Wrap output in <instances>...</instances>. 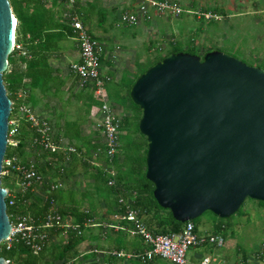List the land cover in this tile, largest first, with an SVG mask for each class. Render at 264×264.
I'll use <instances>...</instances> for the list:
<instances>
[{
	"label": "trees",
	"instance_id": "1",
	"mask_svg": "<svg viewBox=\"0 0 264 264\" xmlns=\"http://www.w3.org/2000/svg\"><path fill=\"white\" fill-rule=\"evenodd\" d=\"M9 2L17 19L15 42L19 44V47H14L8 54V66L3 71L2 77L7 95L12 101L9 119L17 116L18 123L17 132L11 136L8 135V138L16 141V144L7 143L4 159L14 157L15 163L27 166L30 161L27 149L30 148L36 154L33 161L42 180H33L30 185L23 187L21 171L8 168L3 161L2 171L8 170L1 175V185L7 189L6 211L11 223H14L18 217H26L38 224L44 220L49 209L55 207L64 219L65 216H70L71 223L76 224L78 229L53 227L48 231L42 249L37 253L24 239L14 237L0 243V256L5 257L10 264H55L56 261L61 262L60 264H71L73 259L80 255L77 247L85 240L86 224L93 222H100L98 229H102L100 227L106 225L105 227L108 228L107 237L113 243L111 248L125 252L141 251L146 248L144 243V246L134 249L131 247L130 241L126 239L129 229L133 227L130 221L123 218L127 209L134 210L140 221L153 233L166 234L181 231L187 221L176 220L169 209L158 204L153 195L154 185L146 177L147 141L138 127L141 109L130 98L129 90L142 72L168 53L182 51L199 55L202 58L206 52L220 50V48L208 47L203 54H199L193 44L192 37H189V45L186 48L179 42L171 41V47L164 54L157 53L153 59L142 62L137 59L135 71L123 72L118 81L110 82L107 80L105 87L108 100L114 107L119 108L120 106L121 109L127 111L125 114L121 113L118 121L119 130L124 129L123 137L125 139L121 142V134L119 133L117 150L112 156H108L98 135H84L81 128L83 119L89 113L91 106H99L101 101L93 96L88 87L79 88L73 92L71 88L76 84L73 73L68 78H62L57 69L50 64V58L57 50L61 49V41L74 36L69 17V21L54 18L55 12L51 8L55 5H50V7L46 5L48 1L45 0H9ZM51 3L55 4V0H51ZM72 6L71 11L73 12L79 7V0H76ZM27 7H30L29 11H27ZM212 11L218 12L215 11V8ZM81 20L85 25V19L81 17ZM87 30L92 37L97 39L88 27ZM102 56L103 54L101 55V62ZM108 76L112 79L110 75ZM69 79L71 83L66 101L69 97L74 96L85 101L87 105L85 104L83 113L76 115L73 120L66 119L63 124L56 123L55 140L66 139L69 144L75 147V151L67 154L62 149L57 151L43 150L34 142L35 137H37L35 129L24 114L19 115V104H27L33 109V105L36 103L34 95L36 90L41 96L52 94L60 97L61 92L67 88ZM20 92L24 93L23 98L19 97ZM26 92L27 94H25ZM92 155H96L97 161L93 159ZM77 160L92 169L89 174L94 180V195L99 198L98 203L102 202L104 206V213L98 218L100 221L95 219L97 212L91 193L87 195L83 193L82 196L78 197L77 191L74 189L53 188L52 185L56 183L55 178H47L49 175L60 176L67 171L70 172ZM67 163L69 168L65 166ZM122 167L127 169L126 173L132 175L129 181L124 180L126 174L121 170ZM110 169L115 170L114 175ZM12 174L19 175L21 179L20 189L17 191L12 190L15 183L11 177ZM110 179L114 180L113 183H109ZM41 187L46 193L45 197H38L37 192ZM120 196L128 198V202L124 203L119 198ZM83 197L87 199V210L82 209ZM256 202L260 206H264V201L256 199ZM241 206L242 204L236 212L240 210ZM211 213L217 220L216 233L214 234H220L225 239L222 233L225 232V228L234 213L226 218ZM115 214H118L120 218H106L108 215L114 216ZM104 216L105 223L102 220ZM189 221L194 223L196 230L194 220ZM113 225H119V228L115 229ZM62 231L65 232V239L59 234ZM55 233L61 236L60 240L56 242L53 241ZM203 244L217 246L210 242ZM86 254V256H93L96 255V252L92 248ZM106 254L109 258L118 257L110 252ZM121 258L130 259L138 264H153L155 260L160 259L155 257L142 261L137 258Z\"/></svg>",
	"mask_w": 264,
	"mask_h": 264
},
{
	"label": "water",
	"instance_id": "2",
	"mask_svg": "<svg viewBox=\"0 0 264 264\" xmlns=\"http://www.w3.org/2000/svg\"><path fill=\"white\" fill-rule=\"evenodd\" d=\"M16 17L0 0V243L11 222L1 185L12 101L3 83ZM147 141L146 177L158 204L185 222L209 210L221 218L246 198L264 201V68L223 50L201 58L171 52L131 85ZM0 264H10L0 256Z\"/></svg>",
	"mask_w": 264,
	"mask_h": 264
},
{
	"label": "rangeland",
	"instance_id": "3",
	"mask_svg": "<svg viewBox=\"0 0 264 264\" xmlns=\"http://www.w3.org/2000/svg\"><path fill=\"white\" fill-rule=\"evenodd\" d=\"M168 1L178 4L185 10L179 15H172L168 13H157L152 9L147 19L139 20L136 24H126L120 21L119 16L125 10L132 8L131 6L134 0H79V7L73 12L80 18L85 19V25L96 37L106 27L105 31L107 33L105 35L110 36L109 40L113 48L115 47V50H119L114 52L116 53L115 71L111 70L109 65L104 62L103 72L106 75L108 73L112 77L111 79L107 75L110 82L118 81L123 72L128 71L131 73L135 71L137 59L142 62L153 59L157 53L164 54L171 47V41L179 42L186 48L189 45V37L193 38V44L199 54H203L208 47H218L220 50L241 58L249 64H260L264 67V37H262L264 35V18L261 17L263 13L259 14L252 11L257 5L263 8L264 0H256L258 1L256 6H252L253 3H257L255 0ZM46 5H55L53 6L54 8H51L55 12L54 18H60L62 21H69L68 16L70 13H73L71 11V7L73 6L64 0H55V4H52L51 0H48ZM214 8L218 12H213L212 10ZM246 8L251 9L252 13L247 12ZM29 9L30 7H27V11ZM201 12L211 13L213 15L218 14L220 18H215L213 15L207 18L201 15ZM212 17L213 19H211ZM74 40L70 37L62 40L61 49L57 50L53 57L50 58L51 63L53 62L52 64L58 69L61 68V71H68L69 63L75 56ZM61 75H64V73L62 72ZM69 82L70 79L67 85ZM34 95L36 98V103L33 105L34 111L39 117L46 118L50 126L54 128L56 123L63 124V121L66 119L73 120L76 115L83 113L87 105L85 101L75 97H69L66 101V97L69 95L68 89L61 92V98L52 94L41 96L38 90L34 92ZM19 97L23 98L24 93L20 92ZM21 104L24 103H20L19 106ZM27 106L29 107V105ZM98 107L97 105H92L89 113L83 119L81 128L84 135L97 134L95 124L98 121ZM116 111L120 117L122 115L121 113L125 114L127 112L121 109L120 106L116 108ZM22 114L19 113V115ZM124 133V129H122L120 131L121 142L125 139L123 137ZM100 139L102 140V138ZM62 144L71 145L66 139H62ZM27 150L30 161H33L36 154L30 148ZM92 157L97 161L96 155H92ZM65 166L69 168L68 163ZM121 170L125 172L127 169L122 167ZM90 171H92L90 167L83 164L80 160H77L70 172L67 171L60 176L49 175L47 178L54 177L55 184L64 190L74 189L77 191L78 197L82 196L83 193L85 195L91 193L93 201L95 202V210L99 213L104 211V206L102 202L98 203L99 198L94 195V180L89 174ZM125 174L126 178L124 180L129 181L132 175L126 172ZM11 177L15 180L12 190L17 191L20 189V176L12 174ZM37 193L39 195L38 197H45L46 195L42 187ZM119 195L122 194L119 193ZM119 198L124 203L128 202V198L123 196ZM82 200V207L87 208V199L83 197ZM113 217V215L106 216L107 219ZM210 219L216 220L212 213L207 210L193 220L195 224L203 226L201 228L206 231V235L210 230L207 228V222ZM65 220L71 222L66 216ZM102 220H105V216ZM113 227L118 229L117 225ZM222 234L225 238L223 244L221 246H215L221 247L222 253H227V250H229L228 252L234 253L236 250L241 251L245 249L249 254L256 255L260 250L264 251V206L257 204L256 199L246 198L240 210L232 215L229 224L225 228V232ZM56 240L59 241L60 237H56ZM88 247L84 245L82 251H86ZM205 247L212 246L209 244L191 246L186 253V264H192L198 261L205 254ZM76 261L77 264H85L82 260L76 259ZM60 263L59 261L55 262V264ZM155 263L173 264L169 260L162 258L155 260Z\"/></svg>",
	"mask_w": 264,
	"mask_h": 264
},
{
	"label": "built area",
	"instance_id": "4",
	"mask_svg": "<svg viewBox=\"0 0 264 264\" xmlns=\"http://www.w3.org/2000/svg\"><path fill=\"white\" fill-rule=\"evenodd\" d=\"M64 1L72 5L76 0ZM131 7L132 8L125 10L119 16L120 21L126 24H136L139 20L147 19L152 9L157 13H168L172 15H179L185 10L178 4L168 0H134ZM200 14L207 18L213 15L203 12ZM68 17L74 32L73 38L78 45L80 53L78 60L70 62L69 71L73 73L78 88L88 87L93 96L101 101L97 111L98 121H96L95 129L97 130L98 137L102 138L105 153L108 156H112L116 152L118 145L120 133L118 124L119 115L116 111V107L110 103L106 94L105 83L109 80V77L103 72L101 64V55L104 52V46L98 39L90 35L87 27L75 12ZM213 17L220 18V15L214 14ZM14 47L18 48L19 44L14 42L13 48ZM18 112L24 114L30 122V125L37 132V137H35L34 142L43 150L57 151L62 149L65 150L67 154L75 151L74 146L62 144V140H55L57 133L56 128L50 126L46 118L39 117L34 109L25 104H21L18 107ZM17 118L18 117L15 116L9 119V136L17 132ZM8 143L15 145L16 141L12 138H8ZM3 161L8 168L11 167L21 171L23 187L30 185L33 180H42L40 173L36 170L34 161H29L27 166L15 163L14 157L5 158ZM7 171V169L3 170L2 173H6ZM110 172L113 175L115 174L114 169H110ZM113 181V179H110L109 183H113ZM52 187L56 188L58 185L53 184ZM113 218H120V216L115 214ZM123 218L133 224L129 232L140 236L146 248L138 252H125L123 250L110 251V253L118 257L137 258L142 261L159 257L169 260L173 264H186V253L191 246H197L205 242L215 243L217 246H221L224 241L220 234H210L206 236L198 235L194 229V223L191 221H187L181 231L162 234L151 232L140 221L136 212L132 209H127ZM11 224V230L6 240H10L14 237L24 239L35 253L42 249L47 233L53 227L78 229L76 224H72L65 220L55 207L49 209L41 223L36 224L26 217H18V219ZM117 226L119 228V225ZM198 264L227 263L215 261L212 256L204 255L200 258ZM233 264L241 263L238 262Z\"/></svg>",
	"mask_w": 264,
	"mask_h": 264
},
{
	"label": "crops",
	"instance_id": "5",
	"mask_svg": "<svg viewBox=\"0 0 264 264\" xmlns=\"http://www.w3.org/2000/svg\"><path fill=\"white\" fill-rule=\"evenodd\" d=\"M256 2L257 3H255V4L253 3L252 6H254V5L256 6L258 4V1H256ZM246 9H247V12H250V13H252V11L255 13H259V14L263 13L261 15V17L264 18V7L262 8V7H259L257 5L255 8H253L252 11L249 8H246ZM105 30H106V27H104L101 30L102 33L99 31L101 34L99 33V35H97L98 36L97 39L104 46V52H103V56H102L103 60H102L101 64H102L103 70H104V62H105L106 64L109 65V68L111 70L115 71V57H116L115 54L116 53H114V52H117L119 50L118 49L115 50L114 49L115 47L113 48V45H111V42L109 40L110 36L105 35L107 33ZM262 37H264V35H262ZM71 39L74 40L73 38H71ZM74 44H75V46H74L75 56L70 62L78 60L79 56H80L79 48H78V45H77L75 40H74ZM111 48H113V49L110 50ZM105 60H107V61H105ZM113 61H114V64H113ZM52 63L50 61L51 66L53 68L57 69V71L59 70V72H58L59 75H61L62 72L64 73V75H61L62 78H66V77L68 78L70 76L71 72L69 71V67H68V71L67 70L61 71V68L58 69ZM70 83L71 82H69L66 89L69 88ZM74 86H75V89H74ZM78 89L79 88L77 87L76 84L73 85V89H72L73 92H76ZM68 92H69V90H68ZM73 97L74 96H71L70 98H73ZM82 209L87 210L88 207L87 208L82 207ZM102 213H104V211L96 213L95 219H98L99 215H101ZM66 217L68 220H71L70 216H66ZM98 221H100V220L98 219ZM216 221L217 220L210 219V221L207 222V225H208L207 228H208V230L209 229L210 230L206 233V235L216 233V231H215ZM104 223H105V221H104ZM99 225H100V222H93V223H87L86 224V229H85V234H84L85 240L77 247L80 255H78L75 259H73L71 264H77L76 259L82 260L83 262H85V264H138V263H136L130 259L129 260L128 259H122L121 257L109 258L106 253H109L110 251L117 250V249L111 248L113 246V243H112V241H109V239L107 237L108 228L105 227L106 225L100 227L102 229H98ZM201 227H203V226L196 224V230H195L196 233L198 235L206 236L205 235L206 231H204V229L202 230ZM59 234L65 239L66 235H65L64 231L60 232ZM60 235H58V234L56 235V233H55V235H53V241L56 242L57 241L56 237L57 238L61 237ZM126 239L128 241H130L131 247H134V249H138L139 247H142L145 244L142 241L140 236L133 234V233H130V232L128 233V236ZM84 245H85V247L89 246L86 251H82ZM91 247L93 248V251L96 252V255L86 256L87 255L86 253L91 251V249H92ZM205 250L206 251H205V254H203V256L204 255H210V256H212V258L215 261H218V262H225L227 264H233V263H238V262H240L241 264H264V251L263 250H260V252H258L256 255L249 254V252L246 251L245 249H242L241 251L236 250V251H234V253L228 252L229 250H227V253H222L221 247H215V246L205 247ZM200 258L198 259V261H196L195 263H192V264H198ZM153 264H157V263L153 262Z\"/></svg>",
	"mask_w": 264,
	"mask_h": 264
}]
</instances>
